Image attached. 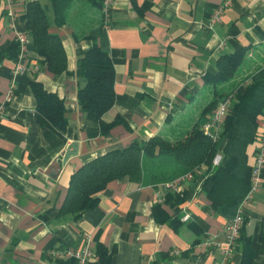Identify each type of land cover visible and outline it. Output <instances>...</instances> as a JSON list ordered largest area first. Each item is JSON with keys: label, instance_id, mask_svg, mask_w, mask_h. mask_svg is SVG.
Returning <instances> with one entry per match:
<instances>
[{"label": "crops", "instance_id": "0c3cea01", "mask_svg": "<svg viewBox=\"0 0 264 264\" xmlns=\"http://www.w3.org/2000/svg\"><path fill=\"white\" fill-rule=\"evenodd\" d=\"M29 1L0 0V101L12 80L16 84L0 120V264H75L52 250L87 244L94 250L89 264H103L102 248L109 264H240V239L225 256L228 218L202 187L203 174L186 180L181 202L168 199L174 190L162 182L122 176L94 189L95 205L78 217L62 205L72 173L85 162L114 147L172 134L182 117L194 116L206 75L218 72L222 54L264 49V0H230L214 22L213 13L226 0H114L108 26L85 0H76L71 22L58 26L51 0H41L51 30L62 35L68 69L50 71L30 34V69L14 72L16 36L28 31L23 13ZM78 26L93 37L77 39ZM93 38L110 52L116 69L115 101L102 117L119 121L108 131L78 102L85 84L78 59ZM33 80L64 98L68 123L62 132L38 120ZM263 125L264 114L260 130ZM74 140L78 153L64 163ZM258 145L259 138L250 145L251 163ZM243 203L242 234L250 237L252 264H264V167Z\"/></svg>", "mask_w": 264, "mask_h": 264}, {"label": "trees", "instance_id": "16d2710c", "mask_svg": "<svg viewBox=\"0 0 264 264\" xmlns=\"http://www.w3.org/2000/svg\"><path fill=\"white\" fill-rule=\"evenodd\" d=\"M75 1L51 0L58 26L71 22ZM85 1L100 13V22L104 26L103 0ZM47 9L48 5L41 0H30L23 16L34 46L48 69L60 73L68 69V56L62 35L50 28ZM80 26L74 30L77 39L93 37L79 29ZM93 39L92 46L78 59L77 72L85 79V84L78 90V102L90 117L99 120L102 131H108L119 121L107 122L102 117L115 101L116 69L110 52ZM247 50L243 48L219 57L218 72L206 75L207 84L196 104L197 113L193 116V111L190 116L182 117L173 126L172 134L158 133L145 141L136 140L126 146L111 148L75 170L62 211L80 216L95 205L94 189L112 179L127 176L137 181L146 179L164 183L193 171L196 179L203 174L202 187L207 189L215 209L228 219L232 218L252 185L250 145L260 136V118L264 114V61L249 65ZM32 87L37 98L38 120L62 132L68 123L64 98L46 89L40 80H33ZM225 98H231V104L220 139L215 140L204 131L203 124ZM218 151L223 157L218 165H214ZM186 193L185 189L183 193L170 191L168 199L181 202ZM243 228L239 237L243 247L240 264H252L251 240L247 234H242ZM100 255L102 263L109 264L105 249H100Z\"/></svg>", "mask_w": 264, "mask_h": 264}, {"label": "built area", "instance_id": "2783aa9c", "mask_svg": "<svg viewBox=\"0 0 264 264\" xmlns=\"http://www.w3.org/2000/svg\"><path fill=\"white\" fill-rule=\"evenodd\" d=\"M13 0H10V2ZM114 0H103L104 18L105 26L109 25L111 18L110 8ZM230 3V0H226L224 4H221L213 13L211 22L217 21L221 16V11L225 4ZM10 14H13V9L10 8ZM17 40V62L14 68V72H26L30 69V65L27 63V58L29 56V40L30 33L28 31H19L16 36ZM249 82V80L247 81ZM16 93V84L12 80L10 88L5 96V99L0 101V120L4 117L7 109L8 102L13 98ZM231 104V98H225L220 100L217 107L213 110L211 116L203 124V129L206 133L210 134L215 140H219L224 119L228 112L229 106ZM222 152L218 151L214 156V165H218L222 160ZM252 167V185L247 193L246 197H249L251 191L256 189L260 181V171L264 167V125L260 130L259 145L255 151V157ZM194 177L193 171L186 172L182 175L177 176L173 180L164 182L162 185L166 188L172 189L176 192L183 193L185 189V182L188 178ZM244 202V200H243ZM241 203L234 214V216L228 219L224 225L225 234V246L223 248L226 258L231 255L234 251L238 239L240 237L242 228L245 224V213L243 204ZM188 216H184L183 219H187ZM53 255L61 256L66 259H71L75 264H89L90 259L94 255V250L90 245H85L82 248L70 246L64 249L52 250Z\"/></svg>", "mask_w": 264, "mask_h": 264}, {"label": "rangeland", "instance_id": "374dc122", "mask_svg": "<svg viewBox=\"0 0 264 264\" xmlns=\"http://www.w3.org/2000/svg\"><path fill=\"white\" fill-rule=\"evenodd\" d=\"M247 63L252 64L254 66L257 63H261L264 61V49H258L256 52L253 50L252 53H248ZM250 70V68L248 69Z\"/></svg>", "mask_w": 264, "mask_h": 264}, {"label": "water", "instance_id": "95a60500", "mask_svg": "<svg viewBox=\"0 0 264 264\" xmlns=\"http://www.w3.org/2000/svg\"><path fill=\"white\" fill-rule=\"evenodd\" d=\"M78 148H79V142L77 140L71 142V144L64 151L63 162L64 163L67 162V160L71 155H76L78 153Z\"/></svg>", "mask_w": 264, "mask_h": 264}]
</instances>
